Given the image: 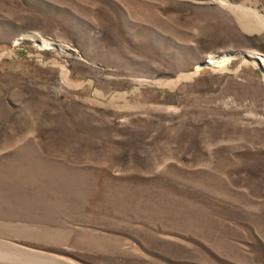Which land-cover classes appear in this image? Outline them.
<instances>
[{"label": "rangeland", "instance_id": "1", "mask_svg": "<svg viewBox=\"0 0 264 264\" xmlns=\"http://www.w3.org/2000/svg\"><path fill=\"white\" fill-rule=\"evenodd\" d=\"M226 1L0 0V264H264V0Z\"/></svg>", "mask_w": 264, "mask_h": 264}, {"label": "bare ground", "instance_id": "2", "mask_svg": "<svg viewBox=\"0 0 264 264\" xmlns=\"http://www.w3.org/2000/svg\"><path fill=\"white\" fill-rule=\"evenodd\" d=\"M219 1H221L223 4H225V5H227V6H230L231 7V5L226 1V0H219ZM233 6V5H232ZM236 9H239L240 11V13L241 14H243V16H247V17H249L251 14H254V13H256V12H252V11H249L248 9H246V8H243V7H237L236 6ZM239 16V15H238ZM241 16V15H240ZM242 16V17H243ZM241 17H239V20H241L240 19ZM243 19V18H242ZM245 20V19H244ZM244 25H245V23H243ZM242 24V25H243ZM246 24H248V23H246ZM261 24H262V27H264V19H261ZM244 25H243V27H244ZM247 26V25H246ZM248 28V27H247ZM250 56L251 57H257V59L258 60H261L262 61V64H263V66H264V58L262 57V56H259V55H257L256 53H252V54H250ZM217 63H219V60L218 59H215V58H212L211 60H210V62L208 63V64H217Z\"/></svg>", "mask_w": 264, "mask_h": 264}, {"label": "water", "instance_id": "3", "mask_svg": "<svg viewBox=\"0 0 264 264\" xmlns=\"http://www.w3.org/2000/svg\"><path fill=\"white\" fill-rule=\"evenodd\" d=\"M252 61L256 62L257 64H259V61L257 59H253Z\"/></svg>", "mask_w": 264, "mask_h": 264}]
</instances>
